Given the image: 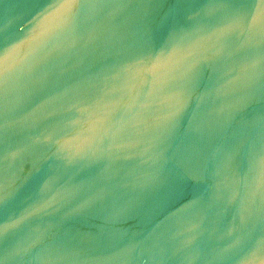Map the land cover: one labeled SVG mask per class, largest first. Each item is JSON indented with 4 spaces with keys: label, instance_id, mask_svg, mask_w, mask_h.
<instances>
[{
    "label": "water",
    "instance_id": "obj_1",
    "mask_svg": "<svg viewBox=\"0 0 264 264\" xmlns=\"http://www.w3.org/2000/svg\"><path fill=\"white\" fill-rule=\"evenodd\" d=\"M0 264H264V0H0Z\"/></svg>",
    "mask_w": 264,
    "mask_h": 264
}]
</instances>
